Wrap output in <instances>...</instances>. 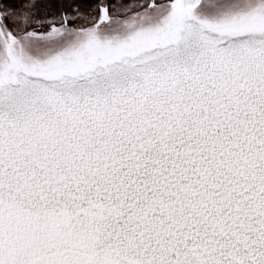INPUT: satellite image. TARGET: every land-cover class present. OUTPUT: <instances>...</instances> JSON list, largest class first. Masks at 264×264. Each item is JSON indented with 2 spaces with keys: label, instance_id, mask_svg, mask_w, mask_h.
<instances>
[{
  "label": "snow or ice",
  "instance_id": "snow-or-ice-1",
  "mask_svg": "<svg viewBox=\"0 0 264 264\" xmlns=\"http://www.w3.org/2000/svg\"><path fill=\"white\" fill-rule=\"evenodd\" d=\"M0 264H264V0H0Z\"/></svg>",
  "mask_w": 264,
  "mask_h": 264
}]
</instances>
